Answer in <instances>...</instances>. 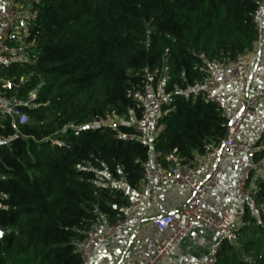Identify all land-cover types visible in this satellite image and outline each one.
<instances>
[{"label": "trees", "instance_id": "16d2710c", "mask_svg": "<svg viewBox=\"0 0 264 264\" xmlns=\"http://www.w3.org/2000/svg\"><path fill=\"white\" fill-rule=\"evenodd\" d=\"M261 1L31 0L25 57L0 73L14 84L6 90L0 81V96L27 101L36 94L22 107L30 122L18 132L0 117V200L9 206L0 211V264H84L80 244L91 225L102 217L113 222L130 203L110 180L139 187L153 154L165 162L176 152L191 165L224 140L221 109L194 97L192 87L209 78L214 60L254 50ZM146 69L155 86L165 80L152 148L133 127L141 108L132 95L144 88ZM112 113L122 120L116 127L89 125ZM71 125L81 126L79 135ZM88 162L108 173L107 182L77 169ZM252 193L264 202L263 180ZM244 219L255 223L249 204ZM256 228L258 240L264 225ZM246 240L249 257L238 241L224 240L215 264H264V240Z\"/></svg>", "mask_w": 264, "mask_h": 264}, {"label": "built area", "instance_id": "2783aa9c", "mask_svg": "<svg viewBox=\"0 0 264 264\" xmlns=\"http://www.w3.org/2000/svg\"><path fill=\"white\" fill-rule=\"evenodd\" d=\"M31 4V0H0V73L16 61L11 55V43L15 37L26 36L27 29L23 24H26L27 15L24 9H31ZM254 22L257 32L254 50L228 63L223 58L214 60L209 78L203 82H196L192 87L194 97L203 96L221 109L227 119V128L229 127L227 140L211 146L202 157V162L207 168L205 177H201L199 165L184 164L176 152L169 153L165 162L153 154L151 160L143 165V182L155 180L190 193V198L184 206L152 219L153 225L161 234L154 237L152 255L144 264H162L194 226L217 232L223 240L235 243L239 240L241 223L235 214L202 209L207 193L221 186L224 162L227 158H233L240 167L233 189L235 195L241 201H250L264 211V202L257 204L252 196L254 180L264 181V145L241 137L247 120L261 119L260 105L264 103V82L255 89L246 87V82L253 73V60L264 61V0L256 10ZM145 76L144 88L132 95L141 108V116L133 122V127L137 137L152 148L153 140L161 130L160 109L165 101L163 93L165 80L155 86V73L146 69ZM0 81L4 89L14 88L11 80H2L0 77ZM35 96V92H31L27 101L6 95L0 96V117L8 118L12 128L18 132L21 126L30 122L29 114L22 107L29 105V100ZM130 111L134 112L133 109ZM121 121L112 113L106 118H93L89 125L115 127ZM71 127L75 128V135H79L81 126ZM56 142L62 146L66 145L63 141ZM77 169L94 172L99 183H105L109 178L105 170L97 169L90 162L78 164ZM108 184L112 188H122L130 197V203L119 208L113 222H108L102 217L91 225L80 244L84 264H91L94 252L136 219L142 204L147 200L146 191L140 187H131L125 178L110 180ZM8 209L9 206L0 200V211ZM220 247V244L215 246L206 260L186 264H215Z\"/></svg>", "mask_w": 264, "mask_h": 264}, {"label": "crops", "instance_id": "0c3cea01", "mask_svg": "<svg viewBox=\"0 0 264 264\" xmlns=\"http://www.w3.org/2000/svg\"><path fill=\"white\" fill-rule=\"evenodd\" d=\"M25 14L27 15V11ZM28 16V15H27ZM28 18V17H26ZM24 24L27 29L28 22ZM25 36L15 37L11 43L14 63L24 59L23 44ZM1 77V76H0ZM264 82V61L253 60V73L246 82V87L255 89ZM261 119L247 120L241 137L244 140L264 145V103L260 105ZM203 155H197L195 162L201 168V177L204 178L207 168L202 162ZM221 177V186L211 189L202 203V209L211 212L235 214L240 224V230L251 224L244 219L245 208L249 204L251 212L257 207L250 201H241L233 192L240 167L233 158H227ZM259 180V179H255ZM254 180L253 186L256 185ZM147 193V200L142 204L136 219L126 228L121 230L116 237L108 243L100 246L92 255L91 264H144L153 252V239L160 235V231L153 225L152 219L160 214L184 206L190 198L188 191L159 183L155 180L141 181L140 186ZM243 223V224H242ZM222 236L210 229L194 226L188 235L182 239L167 256L162 264H186L194 261H204L210 255L212 249L223 243ZM246 257H249L246 255Z\"/></svg>", "mask_w": 264, "mask_h": 264}, {"label": "rangeland", "instance_id": "374dc122", "mask_svg": "<svg viewBox=\"0 0 264 264\" xmlns=\"http://www.w3.org/2000/svg\"><path fill=\"white\" fill-rule=\"evenodd\" d=\"M27 11V17L28 18H26V21L28 22V23H30V21H29V19H30V17L33 15L29 10H26ZM26 46V44L24 43L23 44V50H24V47ZM10 71V70H9ZM4 76V74L2 75V77ZM21 80L22 81H25V77H21ZM252 213V215L254 216V218H255V223H251L250 225H249V227L246 229V231L248 232V235L246 236V238H244L243 237V233L241 232V230H239L241 233H240V236H239V240H238V243L240 244V248H239V252H240V255L242 256V257H246V255L247 254H249L250 253V251L248 250V249H246V251H245V248L243 247V244L247 241L246 239H254V240H256V238H255V233H256V225H257V222H258V224H262V225H264V211L260 208V207H254L253 208V212H251ZM245 229V228H244ZM243 231V230H242ZM264 240V237H262V238H259L258 240H256V243H255V245H258V243H260V242H258V241H263ZM245 253H246V255H245Z\"/></svg>", "mask_w": 264, "mask_h": 264}, {"label": "water", "instance_id": "95a60500", "mask_svg": "<svg viewBox=\"0 0 264 264\" xmlns=\"http://www.w3.org/2000/svg\"><path fill=\"white\" fill-rule=\"evenodd\" d=\"M32 7H33V4L30 5V8H32ZM23 26H24V24H23ZM24 84H25V81L22 83V85H24ZM116 126L117 125H115V127ZM228 135H229V127L227 128V131H226V135H225L224 140H227ZM3 231H4V228L0 227V235H2Z\"/></svg>", "mask_w": 264, "mask_h": 264}]
</instances>
